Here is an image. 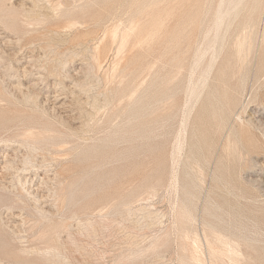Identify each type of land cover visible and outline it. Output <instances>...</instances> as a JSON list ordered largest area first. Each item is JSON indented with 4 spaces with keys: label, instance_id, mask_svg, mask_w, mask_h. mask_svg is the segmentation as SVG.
<instances>
[{
    "label": "rangeland",
    "instance_id": "374dc122",
    "mask_svg": "<svg viewBox=\"0 0 264 264\" xmlns=\"http://www.w3.org/2000/svg\"><path fill=\"white\" fill-rule=\"evenodd\" d=\"M80 1L0 0V99L6 103V108L0 106V127L30 115L31 107L20 105L14 97L22 99L23 93L33 92L39 96V111L48 113L41 122H57L64 138L72 142L70 147L76 149L62 153L68 154L66 167L57 165L48 172L53 181L45 171L39 172L40 178L28 176L29 181L35 178L34 189L47 176L50 183L40 185L48 187L47 194H52L58 180L63 182L68 206L54 208V197L44 204L45 211L57 214L59 233L47 238L59 250L39 257H5V251L46 250L38 239V227L22 222L17 212L18 217L7 212L2 216L8 228L3 227L6 233L0 238V264H200L192 239L183 237L180 230L183 205L204 219L206 210L218 213L221 205L234 215L231 231L240 239L248 264H264V75L249 81L241 100L245 105L250 98L252 102L239 110L245 120L254 122L250 136L258 140V149H241V159L232 161L230 169H220L222 180L209 171L216 166L207 167L188 196L174 188L180 167L173 163L192 52L203 49L220 0ZM152 29L163 36L167 31L177 35L178 43L172 42L161 56L154 40L159 34H152ZM121 36L124 41L127 38L126 44ZM117 49H122L121 54ZM165 51L186 60L182 76L168 87L164 85L167 70L159 64ZM255 63L249 66L252 72ZM234 125L241 127L239 121ZM2 152L12 159L20 151L10 146ZM49 158H39L44 165L41 170L50 169L54 162ZM5 160L0 156L1 176ZM228 179L234 191L225 184ZM70 183L74 186L68 188ZM71 213L76 216L69 221ZM61 219L69 221L67 229L62 228ZM202 221L195 222L200 233ZM205 252L204 260L199 259L213 264L206 246Z\"/></svg>",
    "mask_w": 264,
    "mask_h": 264
},
{
    "label": "bare ground",
    "instance_id": "6f19581e",
    "mask_svg": "<svg viewBox=\"0 0 264 264\" xmlns=\"http://www.w3.org/2000/svg\"><path fill=\"white\" fill-rule=\"evenodd\" d=\"M35 15L37 14L35 13ZM41 15L39 14V17H41ZM132 22L134 23L135 21ZM73 23L74 22L72 21V24ZM75 25L76 24L74 23L71 27L75 28ZM152 30H150V32H152ZM167 32H164L167 35L163 36L155 30L152 34H159H157L158 36H156L155 39L152 37L154 35H151V39L153 38L158 41V47L157 45L155 46L157 47V53L160 55L162 54L163 49L173 46L174 42L175 44L178 43L176 40L178 38L177 35L174 36L173 33L168 34ZM160 33L162 32L160 31ZM122 36L124 39V35ZM122 36L120 39H122ZM206 37L203 49H193L194 52H192L194 53V57H192L193 59L189 68L190 73L187 78L188 88L186 87L185 90L187 98L184 106H186V109L183 116V125L180 124L183 127L181 126V135L177 133L180 136L177 139V150H175L177 151L175 153L176 162L173 163V166L177 164L180 167V169L176 171L175 182H177V185L174 188L182 191L186 196L190 194L191 188H197V182L202 180V173L207 167H211L212 165L216 166L215 170L210 169L209 171L212 175L219 178V180H222L220 169L224 167L230 169L232 161L241 159L243 156L241 149L249 151L251 149H258L256 145V141L258 140L253 139L250 136L254 122L251 121V119L245 120L243 116L239 114V110L241 108H247V105L252 102L250 98L247 100V104L245 105V100H241L247 90L246 88L249 81L251 79L259 80L260 77L264 75V0H220V4L215 10L212 26L206 32ZM123 39L122 42L124 41ZM126 41H124L125 44ZM117 50V52H119L122 49ZM171 54L172 52L165 51L164 55H166V57L164 59H159L160 66L167 70L164 83L167 87L171 86L175 80L182 76L186 63L185 58L179 59L177 55L171 57ZM186 54L188 53L186 52ZM254 61L256 62L255 70L252 72V69H250L249 66ZM22 91L24 92V90L21 89L20 94H22ZM23 95L22 99H20V95H18L20 98L14 97V99H17L16 102L18 101L17 103L20 105L23 104L26 107H31L30 115H25V117L19 121L12 124H5L0 127V156L6 158L5 165L3 166V169H1L3 170L1 173L2 176L0 175V238H3V234L6 233L3 227H5V225L7 227V222L5 224L3 223L4 218L2 216L7 212L8 215L15 216L17 212V215H19L20 218H24L22 222L28 221L33 225V227L39 228L38 232H40V234L38 239L46 245V250L43 251L41 248L35 247L31 249H21L19 250V253L6 251L2 252L5 257L12 259H20V257L25 256L29 257L30 254H35L36 257H39V254H52L53 252L59 250V247L55 245L51 246L53 239L48 240L47 238L50 234H53V232L59 233L60 226L56 221H54L57 220L54 216L56 212L55 214L50 213L51 211L47 212L45 211L44 206L47 202L49 203L53 197L54 199H52V203H54V208L63 210L66 206H68L65 188H63V182L61 180H58L57 186L55 185V187H53L54 189L52 194L46 193L48 187L44 186V189H41V187H43V184L48 185V183H50L48 180H52L50 179L48 172L55 170L57 165L61 166V168L67 166L68 163L64 161H66L68 154L67 157L66 155H64V157L62 153L76 150L70 147L72 142L64 138L59 126L56 124L57 122H51V124L47 125L41 122L42 119H45L44 117L46 116L44 115L47 112L39 111V109H41V106L37 102L39 96H36L37 94L33 95V92L31 94H28V92L27 94L23 93ZM3 101L4 99H0V106L2 108H6V103L3 104ZM205 102L206 104L204 105ZM167 103L168 102H166V104ZM235 121H239L241 126L239 129L234 125ZM10 146H13L16 151H26V153L20 155V152H16L15 157L10 159V155L8 156L9 153L6 154L2 152L4 148L6 149ZM61 155L64 159L62 158L63 160L60 159L59 161V157H61ZM47 156H50L49 159H52L54 163L51 165L50 169L41 170L44 168V165L43 161L39 163V158L46 159ZM225 159L229 160V163L227 162L224 164L223 162ZM44 171L48 174V180H46L47 176L41 178V187L39 185L34 189L33 181L35 178H32V181L31 179L29 181L28 176L34 174L40 178L38 175L39 172ZM57 173L58 172L56 171V176ZM172 173L171 175H174V172ZM7 179H11V182L9 181V185L6 183ZM225 184L231 191L235 190L230 179L225 181ZM72 186H74L73 183H70L68 188ZM180 210V230L186 234H184L183 237L186 236L185 238L192 239V246L194 245L193 248L199 255L197 256L200 264H204V261L199 258L202 256L203 259V255H206L205 246L207 247V253L209 255L208 258L210 257L213 264H248V255L244 252L242 248L243 246L239 242L240 239H237L234 232L231 231L232 222L235 221L234 215L223 209L221 205H218V213H212L206 210L205 219L199 213L198 215L194 214L184 205L181 206ZM219 212H221V214ZM48 213H50V215ZM70 215L71 216H69L68 220H74L76 214L71 213ZM210 216L213 218V221L208 220ZM200 219L203 220L202 233L199 232V227L198 229L195 227V222L200 221ZM68 222H66V220H62V222L59 223H62V228L67 229L69 226ZM189 232H192L193 236L191 235L188 237L190 235ZM54 242L56 241L54 240ZM249 244H251V242ZM194 255L196 256V254ZM194 258L197 260V257Z\"/></svg>",
    "mask_w": 264,
    "mask_h": 264
}]
</instances>
